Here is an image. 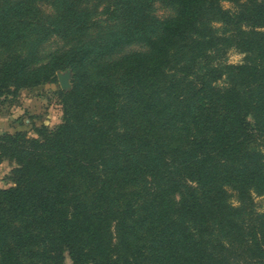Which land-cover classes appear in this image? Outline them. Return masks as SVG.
Returning <instances> with one entry per match:
<instances>
[{"label":"trees","instance_id":"1","mask_svg":"<svg viewBox=\"0 0 264 264\" xmlns=\"http://www.w3.org/2000/svg\"><path fill=\"white\" fill-rule=\"evenodd\" d=\"M149 1L110 4L103 43L0 69V98L74 77L60 125L0 135V162L18 165L0 189V264H264V232H243L230 204L264 194L250 152L264 135V0H169L176 16L157 23ZM57 3L66 34L88 30L87 0ZM15 11L0 17L12 41ZM135 42L149 52L100 64ZM232 49L242 63L228 62Z\"/></svg>","mask_w":264,"mask_h":264},{"label":"rangeland","instance_id":"2","mask_svg":"<svg viewBox=\"0 0 264 264\" xmlns=\"http://www.w3.org/2000/svg\"><path fill=\"white\" fill-rule=\"evenodd\" d=\"M116 0H87L84 8L89 11L92 23L85 33L72 31L66 34L63 26L58 24L59 9L57 0H0V17L11 10H16L17 20L21 25V37L15 41L0 34V69L12 57L21 56L31 62L32 67H40L48 63L51 58L65 52L79 42L94 41L103 43L111 32L112 23L107 21L106 8ZM25 3V4H20ZM20 4V5H19ZM18 5V6H17ZM225 8H232L230 3H223ZM176 8L169 0H150L148 14L152 21H164L176 16ZM13 20L9 21V24ZM3 23H0V26ZM214 26L223 32L221 24ZM158 32V29H156ZM158 34V33H157ZM146 44L135 42L118 49L100 61L103 67L116 64L122 58L134 53H148ZM246 55L236 49L229 51L227 60L230 64H240ZM119 75L116 70L113 71ZM69 74L70 87L64 91L61 87L59 75ZM113 74V73H112ZM115 76V75H114ZM116 77V76H115ZM74 87V77L71 70L60 71L57 79L31 89H22L16 95L0 98V135H26L29 139H37V130L46 127L54 129L60 125L65 112L70 109V102L62 95ZM251 153L260 154L264 162V135H260L250 148ZM18 168L14 161L4 159L0 162V189L13 186L12 171ZM230 204L237 209L236 222L240 229L246 231L248 227L257 226L264 232V194L252 193V200L248 203L240 202L232 197ZM221 234V231H220ZM234 242L238 245L241 239L240 231L234 229ZM244 237V236H243ZM65 264H72L67 259ZM242 264H245L243 262Z\"/></svg>","mask_w":264,"mask_h":264},{"label":"water","instance_id":"3","mask_svg":"<svg viewBox=\"0 0 264 264\" xmlns=\"http://www.w3.org/2000/svg\"><path fill=\"white\" fill-rule=\"evenodd\" d=\"M69 78H70L69 74L59 75L60 84L64 91H67L70 87Z\"/></svg>","mask_w":264,"mask_h":264}]
</instances>
